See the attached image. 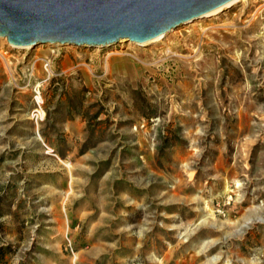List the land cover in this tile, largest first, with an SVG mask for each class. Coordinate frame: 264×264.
I'll return each instance as SVG.
<instances>
[{
  "label": "rangeland",
  "instance_id": "rangeland-1",
  "mask_svg": "<svg viewBox=\"0 0 264 264\" xmlns=\"http://www.w3.org/2000/svg\"><path fill=\"white\" fill-rule=\"evenodd\" d=\"M0 247L1 264H264V0L146 45L0 37Z\"/></svg>",
  "mask_w": 264,
  "mask_h": 264
},
{
  "label": "water",
  "instance_id": "water-1",
  "mask_svg": "<svg viewBox=\"0 0 264 264\" xmlns=\"http://www.w3.org/2000/svg\"><path fill=\"white\" fill-rule=\"evenodd\" d=\"M231 0H0V37L17 46L145 42Z\"/></svg>",
  "mask_w": 264,
  "mask_h": 264
},
{
  "label": "bare ground",
  "instance_id": "bare-ground-1",
  "mask_svg": "<svg viewBox=\"0 0 264 264\" xmlns=\"http://www.w3.org/2000/svg\"><path fill=\"white\" fill-rule=\"evenodd\" d=\"M237 1H240V0H231V1H229L227 4H225L224 6H222L221 8L216 9V10H214V11H212V12H210V13L204 15V16H201V17H199V18L193 19V20H191V21H195V20H198V21H199V19H201V18L209 17V16H213V15H217L218 13L222 12L223 10H225V9H227V8H229V7H231V6H232L234 3H236ZM242 1H243V0H242ZM188 22H190V21H188ZM171 30H172V29H171ZM171 30H170V31H171ZM167 33H168V32L163 33V34H161V35H159V36H157V37H155V38H153V39H151V40L145 41V42H141V43H137V42H136V44H138V45H146V44H150V43H155V42L160 41L161 39H163V38L167 35ZM2 38H5V37H2ZM121 40H124V39H120V41H121ZM11 45H12V46H17V45H13V44H11ZM50 45H51V44H50ZM54 45H58V44H54ZM107 45H108V44H107ZM98 46H101V45H98ZM17 47L25 48V47H30V46H17ZM114 53H117V51H112V52H109L108 54H114Z\"/></svg>",
  "mask_w": 264,
  "mask_h": 264
},
{
  "label": "trees",
  "instance_id": "trees-1",
  "mask_svg": "<svg viewBox=\"0 0 264 264\" xmlns=\"http://www.w3.org/2000/svg\"><path fill=\"white\" fill-rule=\"evenodd\" d=\"M3 262V249L0 247V264Z\"/></svg>",
  "mask_w": 264,
  "mask_h": 264
}]
</instances>
